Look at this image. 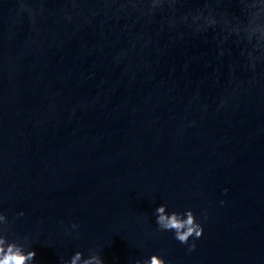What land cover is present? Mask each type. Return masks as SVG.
Instances as JSON below:
<instances>
[{
	"label": "water",
	"instance_id": "95a60500",
	"mask_svg": "<svg viewBox=\"0 0 264 264\" xmlns=\"http://www.w3.org/2000/svg\"><path fill=\"white\" fill-rule=\"evenodd\" d=\"M252 3L0 0V236L32 264H264V55L182 19ZM162 204L207 215L194 251Z\"/></svg>",
	"mask_w": 264,
	"mask_h": 264
},
{
	"label": "clouds",
	"instance_id": "9594fccd",
	"mask_svg": "<svg viewBox=\"0 0 264 264\" xmlns=\"http://www.w3.org/2000/svg\"><path fill=\"white\" fill-rule=\"evenodd\" d=\"M164 4L165 0H151L150 11L162 8ZM205 8L207 9L208 6ZM242 9L246 17V23H233L228 20L218 21L211 10H208L207 14H205L204 10H197L195 13L185 15L182 19L196 32L222 27V30L226 31L228 36H235L245 40L248 44H252L253 49L247 53V58L250 62H253L254 66L255 58L253 57V52H260L261 55H264V0H259V3L249 4ZM221 204H223V201H221ZM19 215L23 216L24 213L20 212ZM154 216L156 225L161 232H172L178 242L189 246V251L196 249V244L193 242L189 245V241L190 239L197 240L202 238L204 221L207 220L206 214H202V219L198 220L196 213L191 209L169 211L168 205L162 204L155 209ZM7 221L6 214L0 212V224ZM71 227L74 230H78L79 226L72 224ZM35 257V251L25 252L21 246L9 241L6 236H0V264H32L35 261ZM81 261H83V264H105V261L99 256L83 260V253L79 251L74 253L68 264H79ZM136 264H168V262L159 255H152L143 261L137 260Z\"/></svg>",
	"mask_w": 264,
	"mask_h": 264
}]
</instances>
